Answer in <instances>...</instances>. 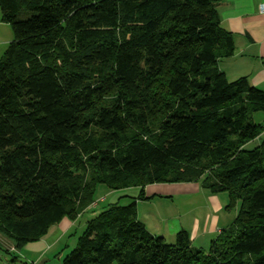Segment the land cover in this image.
<instances>
[{
    "label": "trees",
    "instance_id": "16d2710c",
    "mask_svg": "<svg viewBox=\"0 0 264 264\" xmlns=\"http://www.w3.org/2000/svg\"><path fill=\"white\" fill-rule=\"evenodd\" d=\"M223 0H0V236L21 251L111 191L199 181L232 224L207 251L137 219L135 198L86 222L60 264H264V91L228 81ZM95 82V83H94ZM15 259V258H14ZM13 261V260H12ZM14 264V263H10Z\"/></svg>",
    "mask_w": 264,
    "mask_h": 264
},
{
    "label": "crops",
    "instance_id": "0c3cea01",
    "mask_svg": "<svg viewBox=\"0 0 264 264\" xmlns=\"http://www.w3.org/2000/svg\"><path fill=\"white\" fill-rule=\"evenodd\" d=\"M261 6L264 7V0H223L218 5L220 25L232 34L235 46L231 57L218 61V69L228 81L247 78L251 86L264 91V15L260 11ZM12 40L13 32L9 24L1 20L0 14V58ZM261 139H264V132L250 144H258ZM128 190L132 193L125 195V199L130 202V198H135L137 219L150 234L162 238L165 243L170 241L166 240L164 233H160L162 229H168L170 240H174L178 232L185 231L190 240V248L201 251L208 250L209 244L217 235L232 224L237 212V208L223 212L222 206L228 204L226 196L208 194L199 181L147 185L143 188L146 199H136L140 193L139 188L123 191ZM175 196L177 200L171 199ZM167 198H170L171 202H165L164 199ZM164 205H167L165 211L168 212L169 218L161 217ZM97 206V203H93L85 212ZM153 214L159 216L158 227L153 225ZM74 222L62 220L56 226L58 232L54 241H47L43 237L23 250L36 256L47 254L52 245L57 244L56 240L63 238ZM9 248L12 249L11 245ZM57 259V264H60L62 258ZM10 263L15 264V261L11 260L7 264Z\"/></svg>",
    "mask_w": 264,
    "mask_h": 264
},
{
    "label": "rangeland",
    "instance_id": "374dc122",
    "mask_svg": "<svg viewBox=\"0 0 264 264\" xmlns=\"http://www.w3.org/2000/svg\"><path fill=\"white\" fill-rule=\"evenodd\" d=\"M95 83V82H94ZM264 118V113L262 112H256L252 115V121L254 123H262ZM257 145V143H249L246 148L250 149L253 146ZM132 191H123L122 190H117V191H111L109 190L107 187H105L104 185H97L96 189H95V193H94V199H95V203H97V207L95 209H92L91 211L85 212L83 213L80 217H78L75 222L72 224L70 230L63 236V238H61L60 240H56L57 244L52 245L51 251L48 252L47 254H42L39 256H36V254H30L29 252H25L24 250L22 251H13V249L9 248V244L4 241L2 239V237L0 236V264H7L9 263L11 260L15 261V264H32V262L34 264H57V258H64L65 256H67L76 246L77 240L78 238L82 235V233L85 230L86 227V222L89 221V219L93 218L96 214L102 212L108 204H113L115 202H117V199H119V197H122L123 195H129L131 194ZM223 194L224 196H226L227 198V203H228V195L227 193H220ZM177 200V196L172 197L171 199ZM170 198L164 199L165 202H171ZM118 205L120 206H124L126 205L129 200L125 199V198H121L120 200H118ZM228 206V204H226ZM225 205V206H226ZM175 206V205H173ZM225 206H222V211L225 212V210H231L234 208H225ZM167 207V205H164L162 207L161 210V217H168L169 218V214L168 212L165 211V208ZM157 218H159V216L154 215L152 219L153 221V225L158 227V222H157ZM75 224V225H74ZM57 226V225H56ZM56 226L51 227L47 234L44 236L45 240L49 241L52 240L54 241V239L56 238V234H57V228ZM157 231V230H156ZM160 233H164L166 240L170 241V242H165L166 244H174L175 243V238L174 240H170L171 236L169 234L168 229L164 228L162 229V231ZM174 241V242H173ZM210 245V244H209ZM63 250V252H62ZM15 258V259H13ZM61 259V260H62ZM41 260V261H40ZM40 261V262H39Z\"/></svg>",
    "mask_w": 264,
    "mask_h": 264
},
{
    "label": "built area",
    "instance_id": "2783aa9c",
    "mask_svg": "<svg viewBox=\"0 0 264 264\" xmlns=\"http://www.w3.org/2000/svg\"><path fill=\"white\" fill-rule=\"evenodd\" d=\"M260 11H261L262 14L264 15V7H263V6L260 7Z\"/></svg>",
    "mask_w": 264,
    "mask_h": 264
}]
</instances>
